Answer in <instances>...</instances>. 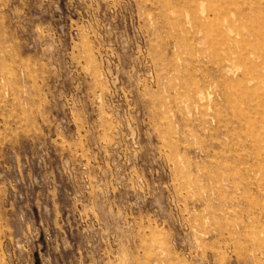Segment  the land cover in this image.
<instances>
[{
    "label": "rangeland",
    "instance_id": "obj_1",
    "mask_svg": "<svg viewBox=\"0 0 264 264\" xmlns=\"http://www.w3.org/2000/svg\"><path fill=\"white\" fill-rule=\"evenodd\" d=\"M0 264H264V0H0Z\"/></svg>",
    "mask_w": 264,
    "mask_h": 264
}]
</instances>
